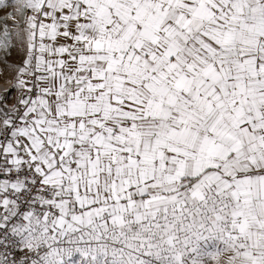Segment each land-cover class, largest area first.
Segmentation results:
<instances>
[{
  "label": "snow or ice",
  "instance_id": "snow-or-ice-1",
  "mask_svg": "<svg viewBox=\"0 0 264 264\" xmlns=\"http://www.w3.org/2000/svg\"><path fill=\"white\" fill-rule=\"evenodd\" d=\"M0 65V264H264V0H0Z\"/></svg>",
  "mask_w": 264,
  "mask_h": 264
},
{
  "label": "rangeland",
  "instance_id": "rangeland-1",
  "mask_svg": "<svg viewBox=\"0 0 264 264\" xmlns=\"http://www.w3.org/2000/svg\"><path fill=\"white\" fill-rule=\"evenodd\" d=\"M0 70H2V74H0V82H6L11 78L10 72L5 69L3 65H0Z\"/></svg>",
  "mask_w": 264,
  "mask_h": 264
},
{
  "label": "bare ground",
  "instance_id": "bare-ground-1",
  "mask_svg": "<svg viewBox=\"0 0 264 264\" xmlns=\"http://www.w3.org/2000/svg\"><path fill=\"white\" fill-rule=\"evenodd\" d=\"M7 87L6 82H0V93H2Z\"/></svg>",
  "mask_w": 264,
  "mask_h": 264
}]
</instances>
